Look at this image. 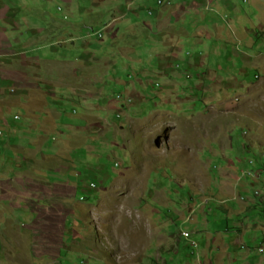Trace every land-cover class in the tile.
Wrapping results in <instances>:
<instances>
[{
  "label": "rangeland",
  "instance_id": "1",
  "mask_svg": "<svg viewBox=\"0 0 264 264\" xmlns=\"http://www.w3.org/2000/svg\"><path fill=\"white\" fill-rule=\"evenodd\" d=\"M159 1H0L30 39L13 48L29 62L64 55L107 66L89 100L102 124H89L87 100L71 88L47 94L37 112L58 124L50 143L81 140L59 154L29 144L44 132L0 72V264H264V176L246 175L264 155V0H198L210 17L201 22L219 25L180 52L162 42L173 27L159 25L170 0ZM226 26L246 38L223 40ZM230 170L233 188L258 199L249 211L224 209L240 202L219 194Z\"/></svg>",
  "mask_w": 264,
  "mask_h": 264
},
{
  "label": "crops",
  "instance_id": "2",
  "mask_svg": "<svg viewBox=\"0 0 264 264\" xmlns=\"http://www.w3.org/2000/svg\"><path fill=\"white\" fill-rule=\"evenodd\" d=\"M3 1V0H0ZM129 2L130 0H122ZM198 0H186L183 5L182 1L178 0H170V4L167 7V10L162 13L161 19L159 21V25L167 26L168 22H171L173 28H167L168 32H171V35L167 34L166 36H162L163 44H166L168 48H173V50L180 52L182 50L183 42L185 39L191 37H198L201 31L209 29V27H215L216 21H212L210 23L201 22L202 18H210L205 12V6L202 7V2L200 4L197 2ZM215 2L224 1V0H214ZM161 0L159 1V3ZM163 2V1H162ZM165 2V1H164ZM218 7L220 8L219 4ZM13 16H15L14 10L12 6L3 3L2 7H0V72L3 78H7L13 81L18 82L20 88V98H23L27 103L25 107L28 111L27 122L28 124L35 128H38L39 131L44 132V135H41L39 138H31L30 145H39L42 147V150H48L51 153H62L65 152L66 148L71 150L77 146H80V139L77 140H69L68 137L63 140L60 138L58 140V144L50 143L47 138V135L56 134L58 131L57 123L48 120L45 117H42L37 112L43 110L47 106V94L56 95L57 90L67 91L68 88H71L73 94H82L84 100H87L83 103L84 106L87 107V116L89 113L93 111L97 107V104L89 101L91 98L96 97L100 93L96 92V88L93 86V82L96 81L100 84L104 81L101 76L94 75L95 71L104 70L106 67L99 68L98 64L92 65V62L96 61L92 58H69L64 55H60L56 58H50L45 55L43 58L39 57L37 59H32L31 61H35V63L29 62L27 56H23L25 54H19L18 51L14 50V42L27 41L30 39H26L25 37H21L20 34H23L20 29L14 26ZM11 21L8 22V20ZM124 19V18H123ZM25 20H21L20 23ZM116 18L109 22V26L112 25L111 28L114 31ZM19 25V23L17 22ZM17 26V25H16ZM10 27V29L8 28ZM15 31L13 35H10V31ZM227 34L226 37H222L223 40H227L233 42L237 38L244 39L246 35L238 31H234L231 27L226 26ZM244 33L249 35V38L252 39L250 30L243 29ZM220 35H224V33L220 32ZM31 39H35L34 35H30ZM140 41V40H139ZM19 56H23L24 58H20ZM26 59V61H25ZM5 61V63H4ZM90 61V62H88ZM38 83H41V86H38ZM105 93L106 89L103 88L101 90ZM98 97V96H97ZM0 105H7L4 98L0 99ZM2 115L0 113V119ZM90 125L102 124V121L98 119H93L92 116H88ZM38 120V121H36ZM96 123V124H95ZM76 137V136H75ZM63 145H67V147H63ZM59 151V152H58ZM34 149L24 148L23 153L31 159L34 163L35 161L42 163L49 167V162L46 158H44L40 153L38 157H34ZM31 154V156H29ZM51 154V156H54ZM64 155L70 156V153H66ZM33 172H29L31 177L35 176ZM225 184L221 186L218 190H220V195L222 198H232V200L240 201L237 207L226 206L224 209L228 212L242 213L243 211H249L248 204L254 202V205H257V198H252L250 196L251 190L248 188L242 189V191H238L233 186H236L233 183V173L232 170L226 172L224 175ZM227 177V178H226ZM226 179H229L226 181ZM47 187L46 185H44ZM246 195V199L233 198V196H241ZM222 202H225L222 200ZM253 205V207H254ZM195 211L194 208H191V212ZM246 226L245 223L237 222L236 227L242 230ZM211 241H217L220 239L219 236L211 235ZM240 240L238 239V242Z\"/></svg>",
  "mask_w": 264,
  "mask_h": 264
},
{
  "label": "built area",
  "instance_id": "3",
  "mask_svg": "<svg viewBox=\"0 0 264 264\" xmlns=\"http://www.w3.org/2000/svg\"><path fill=\"white\" fill-rule=\"evenodd\" d=\"M162 3V1L160 2ZM259 167V171L260 173H263L264 172V161H257L256 159H250L249 160V168L247 169L246 171V175L247 176H256L255 174V169ZM255 195H261L259 191H256L255 192ZM237 197L235 196V199ZM185 235L186 236H189V233L188 232H185Z\"/></svg>",
  "mask_w": 264,
  "mask_h": 264
},
{
  "label": "bare ground",
  "instance_id": "4",
  "mask_svg": "<svg viewBox=\"0 0 264 264\" xmlns=\"http://www.w3.org/2000/svg\"><path fill=\"white\" fill-rule=\"evenodd\" d=\"M257 161H264V155H263V157H262V159L260 160V159H256ZM264 176V172L263 173H260V177H263ZM250 177H256V176H250ZM247 198V196L246 195H242L241 196V199H246Z\"/></svg>",
  "mask_w": 264,
  "mask_h": 264
},
{
  "label": "clouds",
  "instance_id": "5",
  "mask_svg": "<svg viewBox=\"0 0 264 264\" xmlns=\"http://www.w3.org/2000/svg\"><path fill=\"white\" fill-rule=\"evenodd\" d=\"M241 196H242V195H241ZM241 196H236V197H237V198H239V197L241 198ZM256 196H257V195H256ZM233 198H235V196H233Z\"/></svg>",
  "mask_w": 264,
  "mask_h": 264
}]
</instances>
